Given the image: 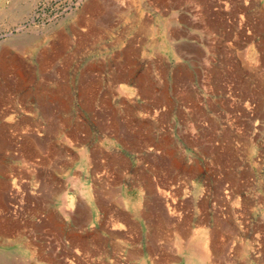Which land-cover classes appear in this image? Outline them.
I'll return each mask as SVG.
<instances>
[{
	"label": "rangeland",
	"instance_id": "rangeland-1",
	"mask_svg": "<svg viewBox=\"0 0 264 264\" xmlns=\"http://www.w3.org/2000/svg\"><path fill=\"white\" fill-rule=\"evenodd\" d=\"M260 170L264 0H0V264H264Z\"/></svg>",
	"mask_w": 264,
	"mask_h": 264
},
{
	"label": "crops",
	"instance_id": "crops-1",
	"mask_svg": "<svg viewBox=\"0 0 264 264\" xmlns=\"http://www.w3.org/2000/svg\"><path fill=\"white\" fill-rule=\"evenodd\" d=\"M146 147H147L145 148L146 150H149V149L151 150L150 146H146ZM115 186L124 188L126 192L127 190H130V197L126 195L124 211H120L119 213H116V214L110 213L109 219L114 222L120 223V225L123 228H120L119 230L123 232L122 234L125 236V243L126 245L131 246L132 245L131 230H132V225L134 224V222H138L140 224L142 235L145 236V234L148 233L150 224H152L154 221L152 219V215L157 214V213L159 214L162 209L158 193L156 195L154 191V190H158L157 185L154 186V183L151 182L150 180L146 181L142 173L137 175V172L131 167L125 170V172H123L120 181L116 182ZM152 188H153V191L151 190ZM140 189L146 190V194H144V197L142 198V202H141L142 208L140 209L139 212H137V211H134L132 208L134 204L133 203L134 202L133 191L140 190ZM154 201L157 204L156 208H154V205H153ZM129 202H130V206H129ZM164 212L166 215L167 213H166L165 208H164ZM63 220L66 222L65 219ZM164 220L166 221L164 227H166L167 231H170V228H172V231L180 230V226L178 223H176V226L173 228L174 223L171 222V220L173 219L169 220L168 218H165ZM89 223H90V219L88 217H84L82 222L78 224V229L84 228ZM66 225L67 224H64V229H67ZM166 234L168 235L169 233L167 232ZM62 235L64 234L62 233ZM172 235H174V233ZM142 247H144V245H142ZM194 264H197V263H195L194 261Z\"/></svg>",
	"mask_w": 264,
	"mask_h": 264
},
{
	"label": "built area",
	"instance_id": "built-area-1",
	"mask_svg": "<svg viewBox=\"0 0 264 264\" xmlns=\"http://www.w3.org/2000/svg\"><path fill=\"white\" fill-rule=\"evenodd\" d=\"M248 105H249V102L246 101V102H245V106H248ZM252 105L255 107V102H253ZM250 106H251V105H249V107H250ZM249 107H248V108H249ZM251 107H252V106H251ZM258 121H259V120H256V121H255V125H258V124H259ZM254 132H257V127H255ZM258 134L260 135V133H258ZM261 158L263 159V156H262V155L257 159V161H260V162L262 163ZM263 177H264V175H262V171L260 170V173H259V180H260L261 178H263Z\"/></svg>",
	"mask_w": 264,
	"mask_h": 264
},
{
	"label": "bare ground",
	"instance_id": "bare-ground-1",
	"mask_svg": "<svg viewBox=\"0 0 264 264\" xmlns=\"http://www.w3.org/2000/svg\"><path fill=\"white\" fill-rule=\"evenodd\" d=\"M68 211V210H67ZM66 212V211H65ZM67 213V212H66ZM205 241H202V245H203V247H205ZM200 249V248H199ZM204 249V248H203ZM209 258V257H208ZM200 259H201V263L200 264H204V262H205V260H207V253H206V251H204V253H203V255H201V257H200Z\"/></svg>",
	"mask_w": 264,
	"mask_h": 264
}]
</instances>
